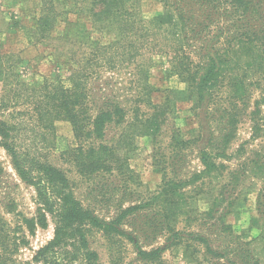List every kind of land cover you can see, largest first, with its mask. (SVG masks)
Returning a JSON list of instances; mask_svg holds the SVG:
<instances>
[{
  "label": "trees",
  "instance_id": "16d2710c",
  "mask_svg": "<svg viewBox=\"0 0 264 264\" xmlns=\"http://www.w3.org/2000/svg\"><path fill=\"white\" fill-rule=\"evenodd\" d=\"M142 1L74 0L75 9L84 8L94 28L117 27L120 39L110 46L89 42L90 52L84 62H75L69 73V88L45 82L29 109L7 113L11 119L16 116L15 121L0 117V147L9 155L20 179L31 185L36 194L34 215L22 217V226L33 234L37 227H47V215L52 216L55 225L52 239L35 250L30 260L17 262L13 255L24 244V237L16 239L0 217V264L57 263V251L60 253L65 244L76 243L92 264L94 252L87 247L86 235L93 229L107 237L125 235L133 243L137 257L149 264H163L162 247L144 248L163 235L172 242H180L187 236L188 240L205 246L208 254L222 256L228 248L223 247L225 252H220V247H212L207 232L233 235L224 219L238 200L234 192L242 189L247 178L252 181L250 188H254L255 180L260 182L256 192L257 221L264 223V143L257 151L246 150V142L236 149L231 145L242 118L250 122V139H264V0H155L161 11L150 18L141 14ZM53 10V6L41 9L37 22L40 37H48L53 29L57 14ZM101 46L104 50L121 49L125 55L121 64L125 66L142 51L165 54L172 73L191 87L196 99L194 109L206 106L199 138L173 141L172 153L166 157L157 151L153 160L162 172V180L158 190L145 200H131L134 191L129 184L136 178L125 152L135 148L138 136H149L156 142L165 113L162 105L145 101L146 82L139 85L145 90V97L133 99L129 119L127 109L108 96L91 107L95 102L89 91L94 89L87 84L90 78L97 77L93 68L99 64ZM141 103L148 105L146 111L139 106ZM6 107L5 100L0 99V111ZM17 116L22 119L16 121ZM56 119L69 121L74 137L73 145L60 151L59 158L87 183L89 195L101 192L106 204L114 201L115 191L119 190L131 202L124 207L123 200L116 201L111 216H99L75 196L74 182L64 169L51 162L48 152L42 155L21 149L20 136L26 131L38 134L41 143L53 147ZM110 126H118L120 131L108 141ZM204 133L207 137L201 141ZM190 147H197L202 168L188 177H178L177 163ZM234 158L238 162L232 166ZM224 173L226 179L221 182ZM97 178H104L105 182L97 183ZM115 179L118 187L113 185ZM205 185L208 191L201 188ZM202 194L209 196L211 202L206 211L198 210L190 201ZM181 222L183 228L178 227ZM193 224L195 229L183 235L185 227ZM238 249L232 252L244 254L246 262L248 252L242 247ZM75 257L74 253L70 260Z\"/></svg>",
  "mask_w": 264,
  "mask_h": 264
},
{
  "label": "rangeland",
  "instance_id": "374dc122",
  "mask_svg": "<svg viewBox=\"0 0 264 264\" xmlns=\"http://www.w3.org/2000/svg\"><path fill=\"white\" fill-rule=\"evenodd\" d=\"M43 6H53V11L57 13L53 29L48 37H40L37 34V22ZM84 6L88 5L84 4ZM160 11L159 2L142 1L141 14L145 18L157 15ZM119 39L117 27L105 30L99 27L94 28L84 8L80 11L75 9L74 0H0V72H2L0 99H4L7 103L6 109L0 111V117L15 121L16 116L11 119L7 113L29 109L34 95L41 94L39 88L45 82L60 83L61 86L69 88L71 86V82L67 79L69 73L75 62H84L90 52L89 42L110 46ZM98 52L99 64L93 68L95 73L93 75L97 77L90 78L87 84V87L94 89L89 91L90 98L95 102L91 105L92 108L97 104L96 101L108 96L127 109L126 118L129 119L132 116L129 109L133 107V99L140 95L144 96L145 90L143 91L139 85H146V83L145 101L163 106L165 121L156 135V142L149 136H138L134 140L135 148L125 152L127 163L136 178L135 182L129 184L134 191V197L131 200H145L158 190L162 180V172L154 165L153 160L157 156V151H160V154L164 153L166 157L172 153L170 144L173 141L199 138L200 120L206 106L194 109L196 99L191 92V87L172 73L165 54L142 51L132 60V63L125 66V63L121 64L125 57L121 49L114 47L104 50L101 46ZM105 60L106 62L103 63ZM256 96L257 92L254 93V97ZM250 105L252 108V104ZM139 106L144 111L148 107L143 103ZM262 110L264 111V106ZM19 117L17 116L16 121L22 119ZM122 125L124 123L119 126ZM118 131H120L118 126L108 127L106 139L111 141ZM38 133L41 132L38 131ZM45 136L48 137L49 142L48 134ZM206 137L207 134L204 133L201 141ZM20 138L23 141L20 146L22 150L42 155L48 152L51 162L64 169L74 182L75 196L84 207L93 208L99 216H111L116 207L114 204L116 201L123 200L124 207L131 202L125 199L119 190L115 191L114 201L106 204L103 202L101 192L89 195L87 183L79 178L71 165L59 158L60 151L74 143L69 121L62 119L54 121L52 138L55 139V145L53 147L50 144L41 143L42 139L38 134L29 131L24 132ZM245 142L246 150L257 151L260 144L264 143V139H250V122L247 118H242L231 145L233 149H236ZM183 153L184 157L177 163L176 172V175L181 178L188 177L191 172L202 168L197 156V147L187 148ZM237 162L238 159L234 158L230 164L233 166ZM223 179H226L225 173L220 181L223 182ZM104 180V178H97V183L101 184ZM112 182L118 187L116 179ZM249 182H252L250 178L245 179L242 189L234 192L233 196L238 200L228 210L224 219V223L231 226L233 235L227 233L214 235L215 233L211 231L207 232L212 241V247L213 245L216 248L220 247L218 250L220 252H225L223 247L228 248L227 252L221 253L222 256L208 254L205 246L188 240L187 236H184L180 242H172L167 241L166 235H163L144 248L148 250L150 247H162L160 257L163 264H264V223L257 221L256 209V192L260 182L255 180L254 188L248 186ZM201 188L208 191L207 185ZM109 189L111 186L108 187ZM35 195L34 188L20 179L12 167L9 155L0 147V217L16 239L24 237L25 241L18 246V250L13 255L17 262L30 260L35 250L53 238L55 225L51 215H47V227H37L33 234L28 233L21 224L22 217L34 215ZM99 200H101L100 203ZM190 201L200 211H206L211 203L206 194L196 196ZM123 227L129 229L125 224ZM178 227L183 228V222ZM185 228L183 235L186 231L194 230L195 226L193 224ZM86 240L88 249L94 252L92 264H149L137 257L133 243L125 235L107 237L93 229L86 235ZM79 246L78 243L65 244L60 253L57 251V263L48 264H89ZM239 247L248 252L249 257L246 262L244 254L232 252L235 248L239 251ZM74 253L75 259L70 260ZM33 264L42 263L33 262Z\"/></svg>",
  "mask_w": 264,
  "mask_h": 264
}]
</instances>
